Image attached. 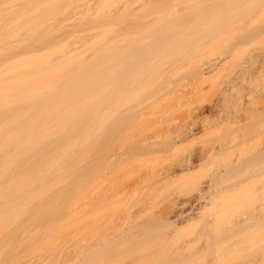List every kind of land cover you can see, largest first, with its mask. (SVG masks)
Wrapping results in <instances>:
<instances>
[{
  "label": "rangeland",
  "instance_id": "rangeland-1",
  "mask_svg": "<svg viewBox=\"0 0 264 264\" xmlns=\"http://www.w3.org/2000/svg\"><path fill=\"white\" fill-rule=\"evenodd\" d=\"M52 1L32 0L31 2V0H10L9 5L7 0V9L13 10L15 7L14 10L19 12V14L15 12V16L18 18H21L20 14H22L21 12L23 10V17L21 19L17 18V20L13 19L14 16H11L14 14V10L8 14V16H6L7 12L0 14L3 17V14H5L7 20L5 21L3 18L4 20L2 19L1 22L0 19V39H2V36L4 41H1L3 43L5 42V46L11 45L14 41L15 44H18L21 38L22 41L26 40L25 42L27 43V40H31V38L34 39L37 33V37L39 38L41 37L39 35H41V33L43 34L45 32L44 30L47 31V28H51L53 23H55L54 27L60 26L58 28H61L59 30L61 33L59 37L62 35L66 36L68 32L65 27L62 28L63 25H61V22L64 20L66 21V19L69 20L70 18L69 22L67 20V22L64 21L63 24L67 26L71 22L68 27H78L79 25L77 22H79L80 16L82 15L84 17L82 19L86 21L85 14H73L77 13L75 6L82 4L83 1L84 3L86 1L87 4L91 2L92 4L90 3L89 5L92 6L90 7H93L94 9H91L96 12L94 13L92 11L91 13L90 11V17L92 14H95L93 16L96 18H107L106 16L110 15L111 11H113L111 13L116 16H118L117 13H115L116 11L118 14L125 11L130 15L127 16L125 13L126 19L123 17L121 21L118 17V22H115L116 24L112 25V23H110V27L106 25L104 28H99L101 25H90L87 21L86 23L88 26L90 25L96 28L91 29V31H89L88 26L86 28L87 31L85 28H80V30H83L81 33H84V30L86 33L88 32L87 34H83V37L86 36L83 39L88 42V44H82L83 47L85 46L84 48L81 46L82 40L80 39L82 38H80L79 34L76 32L78 30H76V35L73 33V35L66 36L68 39L70 38V40L66 37L65 39L67 40H63L66 42H63L66 46L60 43L61 40L58 37L59 40L57 39L55 41L60 44L57 43L56 45V42L53 43V48L51 47L52 45H48L49 43L46 44L52 48V50H49L50 48L48 49L46 46L44 50L42 48L43 46L40 47L44 52L41 50V52L38 53L39 57L37 53L24 54V52H22L20 53L22 55L19 54L20 56L16 57L19 60L17 62L12 57L11 60L13 61L14 59V62L11 61L12 63L7 64V62H10L8 57V61H4L6 64L0 60V62L2 61L0 65H6L5 67H0V74L2 73V76L3 74L4 76L6 74L8 76H11V73L13 74V77L11 76L12 79L10 78L11 80L7 78L8 76L6 77L8 80L6 81L7 84L0 83V95L7 96L8 94L10 98V94L13 91L12 96L14 97L11 98H15V95H18L17 92L21 90L19 87H24L26 89L31 83L38 85L36 84V80L38 82L39 79H48V77H50L48 75L51 73L54 74L55 69H51V72L49 70V73H47V70L43 72L42 69L46 67V64H49L47 62L56 60L62 55L65 49L71 50L73 44L72 50L76 51V53H73H78V56L81 52L80 56L83 57V52L85 51L86 55L84 58L87 59L95 53L94 50L102 46V44L107 43V45L104 44L105 46L103 47L109 46L107 49H112L113 53L111 59L115 60L119 58V56H123L124 58L122 57V59L126 64L123 63L126 66L118 62L121 58L120 60L117 59L118 61L115 60L114 62L117 68L114 65L115 71L112 70L107 74V77H105V73V78H103L105 79L104 81L103 79L102 81L100 80L103 77L99 78V76H101L100 74L97 76L98 78L95 77L96 75L93 76L95 79L97 78L100 80V87L94 82L95 79L91 77L93 82L90 84L86 82L88 83H85L86 85L84 83L82 84L85 86L84 90L78 88V90L72 92L74 94L77 91L74 94V98L71 93L72 89L69 90L66 86L62 85L63 82L68 84V80L77 75L76 71L73 72V69L71 70L72 73H69L70 69L68 68V70L64 69L65 72L63 68H60L61 72L57 68V72L59 70L61 74L58 72V76L55 70L56 75L52 77L51 74L50 78V82L52 81L54 84L56 80V86L52 82L51 84L48 79V81L44 80L45 82L39 81V85L43 86L45 83L46 85L48 84V86L31 87V89H34H32V93H30L32 97L36 98L38 95L41 97L32 99L29 94L28 96H30L33 105L34 103L39 104L37 102H41L42 97L43 99L47 96L51 98L53 94L54 97H62L61 92V95L57 92L60 96L55 92L58 91L56 88L57 86L59 89H62L61 86H64L67 92L70 91L69 94H71V96L67 93V96H64L66 97L65 101H63L64 99L62 98L57 99L63 102L60 105L59 101L55 106L54 101L51 102L54 108L51 105L53 108L51 112L48 113L49 111H45L47 114H44L46 120L42 124V129L40 125L37 126V131H35L36 137L33 138V134L31 136L33 140H31L30 143L26 141L27 139H24L26 137L25 135L29 133L25 132L24 135H22L23 131L20 132V134L22 133L21 138L25 136L22 141H26L28 144L24 142V144H26V146L24 145L22 147V149H25L23 150L24 152L19 153L20 150H17L18 152L16 153L19 154H16L17 157H29L34 154V152L38 153L42 148L45 150L46 146L49 145L47 143L51 142L50 140L53 141L57 138L60 141L59 136L61 138L64 136L65 138L68 137V135L66 136L64 134L65 129L62 131L64 125L66 129H70L69 125H71V123L73 125H76L77 122L79 123L78 120H82L81 118L84 117V114L86 115L85 111L87 112V110L88 113L86 117L88 119L87 122L89 121L86 126L83 125L84 127L80 122L82 129L79 134H77L78 136L75 134L77 138L73 135L75 139L73 140L70 138V141L73 140V142L66 139L69 144L64 146V149L57 148L55 151H46L47 153L61 150L59 154H56V157L54 156L55 158L52 154H50L52 155L51 158L49 157L50 155L47 156L41 153L44 157H49L47 159L48 161L45 162L49 164V166H47L45 170H38L39 172L35 180L33 179L30 182L26 174V176L22 177H26L27 179L24 178V182V179H20L22 174H20L21 176L18 175L21 173V170L19 171L18 169L16 171L17 167H12L13 165H17H15L14 161L18 163L20 158L15 160V158L17 159L14 154L15 149H12L14 148V144L11 143L13 146H10L7 144V141H9L10 144L11 138H16L19 134H14L13 136V132H10L9 134L12 135V137H9L10 140L4 137L5 139L3 142L1 141L3 139L1 137L5 134H2V136L0 133V141L3 142V146L0 142V150L2 152V155H0L3 156H0V158L3 160L5 156L7 157L6 154L10 157H14L13 162V158H11L12 160L10 159L11 166H7V161L0 165V167L4 166V168H0V264H42L44 261L46 264H264V228L239 227L231 231L238 223L251 224L258 217L264 216V171H260L255 175L252 174V167L255 165H257L256 168L264 167V160L262 162L259 158V155L264 154V0H246L247 3H245V0H243L242 3L241 0H172V2L168 0L169 3L166 2L167 0H159L161 4H155L156 1H154V3L153 0H77L79 3L75 0H61L62 3L60 0L58 3L57 0ZM29 2L35 3H33L32 9V5L29 6ZM42 2L45 3L41 4ZM55 2L56 4L52 5ZM65 2H68L67 5ZM150 2L153 3L151 4ZM173 2L174 5H172ZM63 3L65 5H62ZM71 3L74 4L72 5L74 10ZM243 3L245 5H243ZM39 4L41 5L39 6ZM236 4L239 7H237ZM8 6H11V8ZM21 6L26 7L20 9L19 7ZM27 6L31 10L36 9L25 14V11H29L27 10ZM63 6L64 8L66 7V9H64ZM126 6L129 7L127 8ZM161 6H163V8ZM42 7L44 9H42ZM53 7L56 12L52 10ZM17 8L19 11H17ZM119 8L123 11H120ZM165 9L167 10L166 13H164L166 11ZM36 10H38V12ZM40 10L45 11L42 12ZM150 10H152V12ZM46 11H49L48 14ZM239 12H241V14H239ZM161 13H163V15H161ZM172 13L173 15H170ZM191 13L194 16H192L191 19H187L186 16ZM37 14L40 15V17H37ZM43 14L44 16H41ZM72 14L74 16H72ZM167 14H169L168 18H166ZM183 15H185V17ZM200 15L202 17L205 15L207 20L205 18L203 20ZM45 16L48 19L44 18ZM179 16H182L181 21L183 25L178 23L173 29L176 28L174 30L179 31L178 28H184L185 25L189 26L191 29L186 27L185 31H187L188 28L191 32V37H189V30L186 36L181 34L184 31L182 29H180L182 31L180 35L176 33L177 31L173 34V32H170L171 30H168L171 27L170 23L173 25L177 23L178 20L176 22H174V20ZM8 17H11L15 22L10 21L11 19L9 20ZM42 17L43 19L41 21L43 23L40 21ZM170 18L174 19L169 20ZM46 19L47 22L45 23L44 21H46ZM167 21L170 26H166V24L168 25ZM202 21H204L203 24ZM56 24L58 25L56 26ZM36 25L39 26L37 27ZM179 25L181 27H179ZM164 27H166L167 32L172 35L167 34L168 37L167 35L164 37V34H162L165 30ZM167 27L169 28L167 29ZM32 29L35 31L32 32ZM63 29L65 31H63ZM152 29H156L154 30L156 34ZM193 30H195V32ZM198 30L200 37H198L199 34L196 33ZM39 31H41V33ZM152 31L154 35L151 34ZM192 32L194 33V38L192 37ZM157 33H159V37L161 38L158 37ZM44 34L43 36L45 37ZM49 34L51 33L49 32ZM177 34L178 36H176ZM75 36L76 38H74ZM90 37L91 39H89ZM38 38L35 39L38 40ZM92 38L95 41H93ZM85 40L83 41L86 42ZM89 40H91V42H89ZM52 42H54V40ZM3 43H0V45L4 46ZM89 43L92 44L89 46ZM78 44L80 46H78ZM135 44L138 47L135 46ZM151 44H153V46L155 44V48L159 45L161 46L158 47L161 53L158 48L153 49L155 51L157 50V53H159L157 54L154 51L153 53H155V55L152 54L154 55L153 58H155L156 55L158 58L153 59V62L150 60V62L147 63V65L153 63L156 64V66L153 67L152 64L149 68L145 64H141V62L140 65L144 66L141 67L139 62L135 60L141 61L143 60H140L141 57L144 58L147 56H149L150 59L152 55L150 56V54H147L146 56L143 54L144 56H142V52L145 50L143 45H149L147 47L151 49ZM62 45L68 48L63 46L64 49ZM122 45H124L125 48L124 46L122 47ZM75 46L80 48V52ZM94 46H96V49H94ZM119 46H121L123 50ZM141 46L142 50H144L139 54L141 51L139 47ZM99 48L100 49L97 50L102 51L101 47ZM115 48H118L119 54L115 52ZM134 48H138V52L135 51L136 49ZM150 51L151 50H149L148 53H150ZM2 52L3 50L0 49V54H2ZM114 52L116 55H114ZM120 52H122V54ZM131 53L134 54L135 58ZM146 53L147 52H145V54ZM125 54L132 56L127 55L126 57ZM3 55H5V51ZM3 55L0 56L4 57ZM33 55H36V60ZM75 56L76 55H74V57ZM2 57H0V59ZM20 57H25L26 60H21ZM254 57L256 58L255 63H250V60ZM79 60L80 58L76 57L71 62L75 63ZM144 60H146V58ZM135 62H137V64ZM41 63L44 64V68L40 67L42 66ZM112 63L110 61L108 65L113 66ZM117 63L122 66H118ZM145 66L148 68H145ZM245 67L247 70L244 69ZM32 68H34L36 73H40L41 71L43 73L36 75ZM19 70L24 71V75H26L28 71L29 73L32 71L35 77H38L35 80L31 75L32 82L25 84L30 80V76L28 77L26 75L24 78V76H22L23 72H20L19 76ZM200 71L203 72L204 76L203 74L199 75ZM16 72L20 78H14ZM237 76H240V78H237L234 89L230 91V102H227L230 105H228L225 114H220V117L219 113L217 114V112L215 113L214 111L217 106L222 104L227 87ZM21 77L24 79H21ZM114 77L116 78L114 79ZM52 78L54 80H52ZM58 78L61 80L58 81ZM0 79L3 81L6 80L5 77L4 79L2 77ZM107 79L109 82H106ZM22 80L23 82H21ZM95 81L97 82V80ZM92 83H95L93 86L94 89L98 88L95 91L93 88L87 89L93 85ZM4 84H6V86ZM13 85L18 86V88L15 89V87H12ZM49 85L52 87L51 89L48 88L50 87ZM52 85L55 86L54 89ZM82 85L79 87H83ZM37 87L38 89L43 88L40 89L42 91H36ZM72 87L77 89V86H71L70 88ZM86 89L89 90V93L86 92ZM78 91H81V93L78 94ZM82 91H85L83 95ZM92 91L94 93L96 92L93 96ZM33 93H36V96H33ZM40 93H44L43 96L42 94L40 95ZM80 95H82V97ZM6 96L0 97V99H3V101L1 100L2 102L0 101V106L5 103L4 97L6 98ZM83 96L86 97V99ZM79 97L82 99L79 100ZM27 98L25 97V99ZM25 99H20L22 101L19 100V103L26 102ZM73 99L76 100L74 101ZM9 100L11 101V99ZM28 100L26 103H31L28 102ZM13 101L11 103H17V100ZM55 102L57 101L55 100ZM11 103L10 105L12 106ZM26 105L29 106L28 104ZM16 106H18V104ZM144 107L145 109L142 115H138L135 112L136 109L139 110ZM90 108L92 112L96 111L95 114L93 113L94 116L89 111ZM98 111V115H100L101 119H98V116H96ZM89 114L90 117L92 118L93 116L95 120L94 118L89 119ZM30 116H32V119H35L33 115ZM193 119L201 123L209 122L211 125L206 127L199 125L197 126L198 128L196 127L192 136L181 139L178 138L176 144L172 145L169 150L161 152L156 151V149L159 150L158 148H160V145L164 142L167 143V141L175 138L179 128L185 124H190ZM227 119L228 122L221 121ZM20 120L19 118V121H17L20 122ZM24 120V124H26L28 120L26 121V118ZM219 120L220 122L217 123ZM65 122L69 125L65 124ZM3 125H0V128H5L4 126L8 125L6 126L7 129V127H10L11 122L10 124ZM31 125L33 124L31 123ZM31 125L29 127L34 126ZM13 126H16V124H12L11 130H13ZM16 128L13 131L19 130L20 127ZM23 128L22 125L21 129ZM0 130L4 132V129ZM66 131L68 132V130ZM8 132L6 131V133ZM16 133L19 132L17 131ZM9 134L8 136H10ZM44 134L45 136H43ZM68 134L70 135V132ZM40 135L41 137H45V140L43 138L42 140ZM17 139L15 140L18 142ZM5 141L6 151H4ZM57 141L55 140L54 142ZM12 142H14V139H12ZM23 142L21 143L22 145ZM93 144L95 146H93ZM143 144L147 146L142 147L144 146ZM138 145H141L140 149ZM7 146H10L11 149H9V147L7 149ZM91 146H93V148ZM222 147H225V150L218 163L221 170L224 172L227 170L229 172L233 170L232 168H239L240 166V168H247V172L241 173V170L239 171L237 168L238 171H231L227 176L228 179H231L229 182L235 183L236 186L232 191L218 198L216 202L217 207L214 209L215 216L212 219L210 227H205L206 221L202 214L197 215L192 220L179 223L175 228L171 227L172 225L170 226L169 224L164 226V224L162 225L161 223L159 225V221L157 220V223L156 219L165 212L171 211L173 199L181 193L183 195V197L180 198L182 203L187 200H194L198 196L200 189L210 181L214 169L211 166H198V168H196V166L194 170L196 175L193 179L185 176L183 171L177 170L175 178L163 180L162 173L165 168L176 166L182 160L196 153L198 154L200 151L210 152L211 154L215 152L216 154L221 153ZM153 148L155 150H153ZM39 158L38 160H40ZM1 159L0 161L2 162ZM28 159L31 160L32 158ZM72 159H75L73 161V163H75H72L73 167H64L69 165ZM5 160H9V158L4 159V161ZM34 163L36 166L37 162ZM42 164L44 163H39L41 166ZM20 165L22 166L23 164ZM21 168L22 167H20V169ZM34 169H39V166L38 168L34 167ZM30 173L28 174L29 176ZM15 174L18 176V179ZM12 176L17 179L18 183H21L22 180L23 182L21 184H16V180L13 178L15 181L12 180V184L10 180ZM30 178L32 179V175ZM189 207L190 206L184 208L185 213L189 212ZM208 208L210 209L211 207L209 206ZM209 209L205 212L210 211ZM137 210H140L138 214L141 215L143 213L144 218L136 214L138 212ZM130 212L134 213L133 215L136 214L138 217L140 216L139 219L141 218L144 220V222L141 221V224H145L146 222L147 224L149 223L148 225L146 224L147 228H144L143 224L139 226L140 228L138 227L139 229H133L131 225L132 220L131 218L129 220L128 216ZM173 216L174 213L170 217L171 220L174 219ZM152 219H155V222ZM150 220L154 223H151ZM116 232L120 233L117 234L121 239L118 238L119 240L117 242L109 244V246L107 245L108 248H106L105 245L104 247L106 249L101 248L105 250L104 252H102L100 248V250H95L97 247L96 245L100 246V244L103 243L101 240L105 238V235L116 234ZM97 241H101V243H97ZM88 243L90 246L89 248L87 247ZM101 245L103 247V244ZM92 246H94V250ZM88 250L90 252L89 257ZM91 251L94 252L91 253ZM83 254L85 256H83Z\"/></svg>",
  "mask_w": 264,
  "mask_h": 264
},
{
  "label": "bare ground",
  "instance_id": "bare-ground-1",
  "mask_svg": "<svg viewBox=\"0 0 264 264\" xmlns=\"http://www.w3.org/2000/svg\"><path fill=\"white\" fill-rule=\"evenodd\" d=\"M9 1L10 0H8V3H9ZM45 1V0H44ZM47 1H49V0H47ZM52 1V0H51ZM54 1V0H53ZM52 1V2H53ZM65 1V0H64ZM67 1V0H66ZM76 2H78L79 3V1H77V0H75ZM81 1H83V0H81ZM89 1H92V0H89ZM154 1H156V3L154 2ZM166 1V0H165ZM171 2H172V0H170ZM178 1H181V0H178ZM193 1H196V0H193ZM198 1V0H197ZM31 2H32V0H31ZM39 2V1H38ZM59 2V0H57V3ZM60 2H61V0H60ZM153 2L155 3V4H161L160 2H159V0H158V3H157V0H153ZM153 2H150L151 4L153 3ZM166 2H168L169 3V1L167 0ZM165 2V3H166ZM177 2V1H176ZM243 2V0H241V3ZM30 3V2H29ZM34 3V2H33ZM33 3H30L29 4V6H31V9H32V7H33ZM43 3H45V2H42L41 4H43ZM62 3V2H61ZM60 3V4H61ZM66 3V5H67V3L68 2H65ZM75 3V2H74ZM77 3V4H78ZM86 3V4H85ZM85 3H84V1H83V3L82 4H84V5H82V4H78V6H75L76 7V9L75 10H77V13H73V14H76V15H81V14H85L86 15V21L84 20V19H82V18H84L83 17V15L82 16H80L79 18H80V20H79V22H77L78 23V27H74V26H70V27H68V25L69 24H71V22L67 25V26H65L64 24H63V22L65 21H63V22H61L62 24L61 25H63L62 26V28L63 27H65V29H66V31L68 32V34H66V36H68V35H73V33H74V35H76L75 34V31L76 30H78V31H76L78 34H79V36H80V38H82V39H80V40H85V39H83V38H85V37H83V34L84 33H86V31H87V23H89L90 25H94V26H99V25H101V26H99V28H101V27H105L106 25L108 26L109 25V27L111 26L110 25V23H112V25L113 24H116L115 22L118 20V19H120L121 21L123 20V17L125 18V13L127 14V16L128 15H130L129 13H127V12H125V11H123L122 9V11L123 12H121V14L119 13L118 14V12L116 11L115 13H117V15L118 16H116V15H114V14H112L111 12H113V11H111L110 12V15H108V16H106L107 18H105V17H103L102 19H100V18H96V17H94L93 15H95V14H92L91 15V17H90V15H89V13H90V11H91V13H92V9H94L93 7H90V6H92V5H89V4H87V2L85 1ZM93 3H95V2H93ZM98 3V2H97ZM102 3V2H101ZM132 3V2H131ZM145 3V2H144ZM240 3V4H241ZM245 3H247L246 2V0H245ZM35 4V3H34ZM38 4V3H37ZM41 4H39V6L41 5ZM54 4H56V2L55 3H53L52 5H54ZM60 4H58V5H60ZM76 4V5H77ZM92 4V3H91ZM126 4V3H125ZM147 4V3H146ZM148 4H149V2H148ZM162 4H163V1H162ZM167 4V3H166ZM226 4V3H225ZM239 4V5H240ZM6 5H8L7 4V0H0V14H2V13H6L7 12V15L6 16H8V14H10L13 10H14V8H13V10H8L7 9V7H6ZM9 5H10V3H9ZM28 5V4H27ZM48 5H49V3H48ZM57 5V6H58ZM62 5H65L64 3L62 4ZM61 5V6H62ZM72 5H74L73 3H71V6ZM145 5V4H144ZM150 5V4H149ZM165 5V4H164ZM163 5V6H164ZM172 5H174V2H173V4ZM243 5H245L244 3H243ZM35 6H37V5H35ZM35 6H34V8H35ZM56 6V5H55ZM70 6V5H69ZM68 6V7H69ZM70 6V7H71ZM94 6V5H93ZM134 6V5H133ZM146 6H148V5H146ZM155 6H157V5H155ZM163 6H161L162 8H163ZM236 6L237 7H239L237 4H236ZM240 6H242V5H240ZM9 7V6H8ZM24 7V6H23ZM23 7L21 6V7H19L20 9H23ZM26 7V6H25ZM24 7V8H25ZM59 7V6H58ZM85 7V8H84ZM127 7V6H126ZM129 7V6H128ZM127 7V8H128ZM149 7V6H148ZM151 7H152V5H151ZM233 7V6H232ZM9 8H11V6L9 7ZM40 8V7H39ZM63 8H64V6H63ZM72 8H73V10H74V7L72 6ZM71 8V9H72ZM92 8V9H91ZM123 8H124V6H123ZM147 8V7H146ZM150 8V7H149ZM148 8V9H149ZM170 8V7H169ZM242 8V7H241ZM31 9H29V7L27 6V10H29V11H25L26 13L25 14H28L29 12H32V11H34V10H31ZM42 9H44L43 7H42ZM59 9H61V8H59ZM64 9H66V7L64 8ZM70 9V10H71ZM82 9H84V10H82ZM141 9V8H140ZM159 9V8H158ZM233 9V8H232ZM247 9H248V7H247ZM26 10V9H25ZM31 10V11H30ZM47 10V9H46ZM48 10L50 11V9L48 8ZM52 10H55L54 9V7H53V9ZM62 10V9H61ZM73 10H72V12H73ZM99 10V9H98ZM116 10H118V9H116ZM119 10H120V8H119ZM120 10V11H121ZM130 10V9H129ZM144 10H145V8H144ZM163 10V9H162ZM166 10V9H165ZM244 10H246V9H244ZM17 11H19L18 10V8H17ZM37 12H38V10H36ZM40 11H42V10H40ZM45 11V10H44ZM44 11H42V12H44ZM49 11H46V13L48 14V12ZM69 11V10H68ZM95 11V10H94ZM93 11V12H94ZM115 11V10H114ZM133 11V10H132ZM136 11V10H135ZM134 11V12H135ZM151 12H152V10H150ZM156 11V10H155ZM159 11V10H158ZM188 11V10H187ZM14 12V14L11 16V17H13V19H16L17 20V18L18 17H16L15 16V14L17 13V14H19V12H16V10H14L13 11ZM16 12V13H15ZM28 12V13H27ZM54 12H56V10L54 11ZM63 12V11H62ZM67 12V11H66ZM71 12V11H70ZM69 12V13H70ZM75 12V11H74ZM129 12H131V11H129ZM157 12V11H156ZM156 12H154V13H156ZM163 12V11H162ZM167 12V10L164 12V13H166ZM173 12V11H172ZM234 12V11H233ZM237 12V11H236ZM242 12V11H241ZM241 12H239V14H241ZM22 14H20V16H21V18L23 17V10H22V12H21ZM94 13H96V12H94ZM132 13V12H131ZM153 13V14H154ZM171 13V12H170ZM184 13V12H183ZM188 13V12H187ZM190 13V12H189ZM40 14V13H39ZM50 14V13H49ZM61 14V13H60ZM67 14H68V12H67ZM72 14V16H74ZM180 14V13H179ZM178 14V15H179ZM182 14V13H181ZM237 14V13H236ZM4 15V17L2 16V15H0V19H1V22H2V19L4 18L5 19V21H7L6 20V17H5V14H3ZM46 15V14H45ZM51 15H52V13H51ZM54 15V14H53ZM59 15V14H58ZM69 15V14H68ZM76 15H75V17H76ZM133 15V14H132ZM161 15H163V13H161ZM169 14H167V16H166V18H168L169 16H168ZM170 15H173V13L172 14H170ZM187 15V14H186ZM235 15V14H234ZM10 16V15H9ZM17 16H19V15H17ZM40 17V15H38L37 14V17ZM41 16H44V14L43 15H41ZM56 16V15H55ZM62 16V15H61ZM71 16V15H70ZM69 16V17H70ZM71 16V17H72ZM89 16V17H88ZM137 16V15H136ZM157 16H158V14H157ZM177 16V15H176ZM184 17H185V15H183ZM192 16H194V15H192V13L190 14V15H188V16H186L187 17V19H191V17ZM201 16V15H200ZM200 16H199V18H200ZM2 17V18H1ZM11 17H8L9 18V20L11 19ZM58 17V16H57ZM64 17V16H63ZM90 19H88V18ZM119 17V18H118ZM173 17V16H172ZM181 17L182 16H179V17H177L176 18V20H174V22H176L177 20V23H175L174 25L172 24V23H170L171 24V27L169 28V27H167V29L168 30H171L170 32H173V34H174V32L175 31H177V30H174V29H176V28H174L173 29V27L174 26H176V24H180V25H183L182 23V21H181ZM202 17V16H201ZM7 18V19H8ZM20 17L18 18V19H21ZM44 18H47L46 16L44 17ZM68 18V17H67ZM74 18V17H73ZM118 18V19H117ZM122 18V19H121ZM160 18V17H159ZM204 18H205V15L202 17V19L204 20ZM3 19V20H4ZM13 19H11L10 21H13ZM43 19V17L40 19V21ZM48 19V18H47ZM47 19H46V21H44L45 23L47 22ZM50 19V18H49ZM54 19V18H53ZM53 19H51V20H53ZM72 19V18H71ZM77 19V18H76ZM76 19H75V21H76ZM82 19V20H81ZM126 19V18H125ZM134 19V18H133ZM157 19V18H156ZM171 19H174V18H170L169 20H171ZM180 19V20H179ZM184 19H186V18H184ZM184 19H182V20H184ZM206 19V18H205ZM35 20V19H34ZM39 20V19H38ZM67 20L68 19H66V21L65 22H67ZM78 20V19H77ZM119 20V21H120ZM128 20H130V19H128ZM158 20V19H157ZM200 20H201V18H200ZM207 20V19H206ZM61 21H62V19H61ZM70 21V18H69V20H68V22ZM84 21H85V23H84ZM88 21V22H87ZM125 21H127V20H125ZM131 21V20H130ZM199 21V20H198ZM13 22H15V21H13ZM42 22V21H41ZM49 22V21H48ZM55 22V21H54ZM58 22V21H57ZM60 22V21H59ZM87 22V23H86ZM118 22V21H117ZM156 22V21H155ZM168 22V21H167ZM203 22L204 21H202V24H203ZM206 22V21H205ZM38 23H39V21H38ZM43 23V22H42ZM42 23H40V24H42ZM50 23V22H49ZM73 23V22H72ZM77 23H75V24H77ZM107 23V24H106ZM121 23V22H120ZM150 23V22H149ZM149 23H148V25H149ZM157 23H158V21H157ZM161 23V22H160ZM198 23H201V22H198ZM2 24V23H1ZM39 24V25H40ZM54 24L55 23H53V25H52V27L51 28H47V31L46 30H44L45 32V37L43 36V34L41 33V31H39L40 33H41V35H39V36H41V37H43V38H41V37H37L38 36V33H37V35L35 36V38H38V40H36L34 37V39H32L31 38V35H30V38H31V40L30 39H28L27 40V43L25 42L26 40H21L20 39V41H18L17 43L18 44H15V41L13 42L14 43V45H13V43L10 45H8V46H5V42L3 43L2 41H4L3 40V37L1 36V38L2 39H0V43H3L4 44V46H2V45H0L1 46V48L0 49H2L3 50V52H2V54H0V55H3V53H4V51H5V55H3L4 57H2V56H0V57H2L0 60H2L3 62L5 61V62H7L8 61V59L10 60V62H7V64L8 63H12V62H14V59H15V61L17 62V61H19L18 60V58H16V57H18V56H20V55H22V54H20V53H22V52H24V54H36L37 53V56H38V53H40L41 52V50H42V48H43V50H44V47L46 46L48 49L50 48L49 46H51L53 43H55L56 45H57V43L58 44H60V43H62V44H64V43H66V42H64L63 40L65 39V37L66 36H61L62 37V39H61V37H59L60 36V32H59V30L61 29V28H58V27H60V26H57L58 24H56V26L57 27H54ZM67 24V23H66ZM103 24V25H102ZM105 24V25H104ZM39 25H36L37 27L39 26ZM46 25V24H45ZM60 25V24H59ZM88 26V28H89V31H91V29H94V28H96V27H93V26ZM173 25V26H172ZM179 25V27H181ZM201 25V24H200ZM35 26V27H36ZM51 26V25H50ZM85 26V27H84ZM153 26V25H152ZM157 26H159V25H157ZM163 26H165V25H163ZM166 26H170L169 25V22H168V25L166 24ZM178 26V25H177ZM34 27V28H35ZM66 27H68V28H66ZM155 27V26H154ZM182 27H184V26H182ZM186 27H188L189 29H191L189 26H186L185 25V27L184 28H178L179 29V31H177L176 33H179V35H180V33L182 32L180 29H182V30H184L181 34H183L184 36H186V34H187V32H188V28H187V31H185V28ZM54 28V29H53ZM80 28H85L86 29V31L84 30V33H81L83 30H80ZM161 28V27H160ZM165 28V30H166V27H164ZM46 29V28H45ZM98 29V28H97ZM147 29V28H146ZM148 29H150V28H148ZM157 29H159V28H157ZM172 29H173V31H172ZM31 30V29H30ZM29 30V31H30ZM151 30V29H150ZM153 31L154 30H156V29H152ZM164 30V29H163ZM165 30H164V32H162V34H164V37H165V35H167V34H171V33H169V32H167V30H166V32H165ZM35 30H33L32 29V32H34ZM43 31V30H42ZM63 31H65L64 29H63ZM80 31V32H79ZM94 31V30H93ZM92 31V32H93ZM97 31V30H96ZM95 31V32H96ZM107 31V30H106ZM153 31H152V33L151 34H153ZM194 32H195V30H193ZM49 32L51 33V34H49ZM98 32V31H97ZM96 32V33H97ZM157 32V31H156ZM186 32V33H185ZM256 32V31H255ZM30 33V32H29ZM48 33V34H47ZM58 33H59V35H58ZM62 33H64V32H62ZM88 33V32H87ZM86 33V34H87ZM154 33H155V31H154ZM191 32H190V30H189V37H191V34H190ZM193 33V32H192ZM196 33H198L199 34V30H198V32L196 31ZM258 33V32H257ZM34 34V33H33ZM65 34V33H64ZM80 34H82V35H80ZM93 34H95V33H93ZM156 34V33H155ZM158 34V37H159V33H157ZM161 34V33H160ZM197 34V35H198ZM252 34H255V33H252ZM35 35V34H34ZM89 35H91V34H89ZM154 35V34H153ZM172 35V34H171ZM82 36V37H81ZM88 36V35H87ZM176 36H178V34L176 35ZM188 36V35H187ZM251 36V35H250ZM249 36V37H250ZM255 36V35H254ZM60 38V43L59 42H57V41H55V40H59V38ZM70 37V36H69ZM73 37V36H72ZM71 37V38H72ZM92 37V36H91ZM91 37L89 38V39H91ZM167 37H168V35H167ZM166 37V38H167ZM172 37H174V36H172ZM192 37L194 38V33L192 34ZM198 37H200V34L198 35ZM201 37H203V36H201ZM252 37V36H251ZM67 38V37H66ZM74 38H76V36L74 37ZM73 38V39H74ZM97 38V37H96ZM95 38V39H96ZM159 38H161V37H159ZM170 38V37H169ZM168 38V39H169ZM26 39V38H25ZM41 41H40V40ZM44 39V40H43ZM68 39V38H67ZM67 39H65V40H67ZM78 39V38H77ZM158 39V38H157ZM162 39H164V38H162ZM2 40V41H1ZM29 40H30V42H29ZM54 40V42H52ZM68 40H70V38L68 39ZM92 40L93 41H95L93 38H92ZM159 40V39H158ZM82 41H81V46H82V44H88V42L86 43V42H84L83 41V43H82ZM160 41H161V39H160ZM159 41V42H160ZM64 42V43H63ZM76 42V41H75ZM80 42V41H79ZM89 42H91V40H89ZM9 43V42H8ZM49 43V44H48ZM67 43H70V42H67ZM74 43V42H73ZM73 43H71V44H73ZM7 44V43H6ZM46 44H48L49 46H47ZM75 44H77V43H75ZM92 44V43H91ZM90 43H89V46L91 45ZM105 44V43H104ZM104 44H102V46H99V47H101V50L102 51H98L97 49H100L98 46V48L96 49L95 47L96 46H94V49H96V50H94L95 51V53H93V55L92 56H90L89 58H87V59H85L84 57H85V51L83 52V50H82V52L84 53V56L83 57H81L80 55V48H78V46H80L79 44H78V46L76 47V48H78L77 50L80 52L79 53V55L77 56V54H74V53H76V51L75 50H72L73 48V45H72V47H71V50H66L65 48H68V47H65L64 45H62V48H64L65 50H64V52H63V54L62 55H60L56 60H53V61H50L51 62V64H50V62H47V63H49V64H46V67H47V69H46V67L44 68L43 66H44V64H42V66H40L41 68H44V69H42L43 70V72L44 71H46L47 70V73H49L48 71L50 70V72H51V69H59L60 70V72H61V69L60 68H63V70L64 69H70L69 70V73L71 72L72 73V69H73V72H75L76 71V73H77V75L74 77V78H71V79H69L68 81H69V83L67 84L66 82H63L62 83V85H64V86H66L67 87V89H69V90H71L72 89V91H71V93L73 92V91H75V90H78V88H82V90H84L85 89V86L84 85H82L83 83L85 84L86 82H88L89 84L91 83V82H93L92 81V78H94L93 76H95V77H97L99 74L101 75V76H99V78L100 77H102L100 80L102 81V79L103 78H105V77H107V74L108 73H110L112 70L113 71H115V69H114V67L116 66V64H115V60L116 61H118L117 59H119L120 60V58H121V60L120 61H118L119 63H123L124 62V60L122 59V57L121 56H119V58H117V59H111V55H112V53H113V51H112V49H107V48H109V46L107 47H103V46H105V45H107V43L104 45ZM155 44H157V43H155ZM155 44H154V46H153V44H151L150 46H152L151 47V49H150V47H147V46H149V45H147V46H145V45H143V48L145 47V50H147V51H145L144 49V51L142 50V46L141 47H139V49L141 50H139L140 51V53L139 54H141V52H142V56H144V55H146L147 56V54H150V56L152 55V54H154L155 55V53H157V50L155 51V50H153V49H156V48H158V47H156L155 48ZM110 45V44H109ZM113 45V44H112ZM131 45H133V44H131ZM43 46V47H42ZM64 46V47H63ZM67 46H69V45H67ZM87 46V45H86ZM89 46H87V47H89ZM124 45H122V47H123ZM127 46V45H126ZM135 46H137L136 44H135ZM40 47H42V48H40ZM46 47H45V49H46ZM52 48L54 47V45H52L51 46ZM56 47V46H55ZM83 47V46H82ZM85 47V46H84ZM83 47V48H84ZM119 47H121V46H119ZM122 47H121V49H122ZM133 47V46H132ZM138 47V46H137ZM154 47V48H153ZM161 47V46H160ZM52 48H50L49 50H52ZM75 48V49H76ZM103 48V49H102ZM104 48H106V49H104ZM113 48V47H112ZM124 48H125V46H124ZM147 48V49H146ZM40 49V50H39ZM48 49H47V51H48ZM69 49H70V47H69ZM82 49V48H81ZM116 49V48H115ZM118 49V48H117ZM116 49V53L119 51V50H117ZM120 49V50H121ZM128 49V48H127ZM130 49V48H129ZM134 49H136V48H134ZM138 49V48H137ZM135 50V51H137L138 52V50ZM159 49V52H160V48H158ZM42 50V52H44ZM88 50V49H87ZM93 50V49H92ZM123 50V49H122ZM131 50V49H130ZM149 50H151L150 51V53H148L149 52ZM46 51V50H45ZM62 51H63V49H62ZM89 51V50H88ZM132 51V50H131ZM155 51V53H153ZM74 52V53H73ZM115 52H114V55H116L115 54ZM123 52V51H122ZM122 52H120L121 54H122ZM145 52H147L146 54H145ZM62 53V52H61ZM87 53V52H86ZM161 53V52H160ZM20 54V55H19ZM76 55L75 57H74V55ZM118 54H119V52H118ZM131 54H133V53H131ZM138 54V55H139ZM144 54V55H143ZM157 54H159V53H157ZM40 55V54H39ZM128 56H132V55H129V54H127ZM127 55L125 54V56L127 57ZM154 55H152L151 57H150V59H149V56H147V57H141L140 58V60L141 59H143V60H141V61H139V60H135V61H138L139 62V65H140V63L141 64H145L146 66H148L149 68H150V66H152V64L153 63H151V65L150 64H148L147 65V63L148 62H150V60H151V62H153L152 60L153 59H156V58H158L157 57V55L155 56V58H153V56ZM34 56V58H35V60H36V58L37 57H35L36 55H33ZM133 56H134V54H133ZM141 56V55H140ZM159 56V55H158ZM7 57H8V59H7ZM14 58L13 59V61L11 60L12 58ZM22 57V56H21ZM20 57V59L22 60V59H25V57L24 58H21ZM39 57V56H38ZM80 58V60L78 61V62H75V63H73V62H71L72 60H74V58ZM258 57H260V56H258ZM257 57V58H258ZM263 57H264V54H263ZM124 58V57H123ZM134 58H135V56H134ZM146 58V60H148V61H146V60H144ZM17 59V60H16ZM31 59V58H30ZM33 59V58H32ZM20 60V61H21ZM26 60V59H25ZM255 60H256V58L254 57V58H252L251 60H250V63H255ZM258 60V59H257ZM2 61L0 62L1 64H2ZM12 61V62H11ZM111 61V63L112 62H114V63H112V65L113 66H109L108 65V63ZM122 61V62H121ZM145 61V62H144ZM4 62V63H5ZM125 63V62H124ZM122 64L123 66L126 64ZM136 64H137V62H135ZM134 63V64H135ZM6 64V63H5ZM118 64V63H117ZM136 64H135V66H136ZM115 65V66H114ZM122 65H119L118 64V66H122ZM139 65H137V66H139ZM2 66L3 67H5L6 65H0V67L2 68ZM25 66H27V65H25ZM30 66V65H29ZM76 66V67H75ZM126 66V65H125ZM141 66V65H140ZM145 66V68H148V67H146ZM156 66V64H153V67H155ZM141 67H144V66H141ZM152 67V68H153ZM1 68H0V70H1ZM28 68V67H27ZM116 68H117V66H116ZM29 69V68H28ZM28 69H26V70H28ZM33 69V71H34V68H32ZM67 69V70H68ZM244 69H246V67L244 68ZM29 70H31V69H29ZM55 70H54V74H52V77H53V75H56L58 72H59V70H58V72H57V70H56V74H55ZM247 70V69H246ZM203 71V70H202ZM202 71H200V73H199V75L201 74H203V72ZM245 71V70H244ZM243 71V72H244ZM20 72H23V74H22V76H24V78H25V76L27 75L28 77L30 76V80H28L25 84H28V83H31L32 82V79H31V75H32V77H34L35 78V80H36V78L38 77H35V74H34V72H32L31 71V73H33V74H31V73H29V71H28V73L26 74V75H24V71H22V70H19V76H20ZM27 72V71H26ZM40 72V71H39ZM42 71L40 72V73H36V75L38 74H41V73H43ZM59 72V73H60ZM64 72H65V70H64ZM205 72V71H204ZM247 72V71H246ZM4 73V72H3ZM106 73V74H105ZM113 73V72H112ZM18 74H17V72H16V76H14V78H18L19 76H18ZM51 74H49L48 76H50V77H48V79H49V82H50V78H51ZM61 74V73H60ZM62 74H63V72H62ZM65 74V73H64ZM104 74H105V77H104ZM13 74L11 73V76H12ZM34 75V76H33ZM58 75V74H57ZM8 75L6 74L5 76H4V74H3V76H2V73L0 74V78L2 77L3 79H4V77H5V79L6 80H1L0 79V83H6V81H8L7 80V78H9V80H11L12 78H11V76H8ZM59 76V75H58ZM62 76H64V75H62ZM203 76H204V74H203ZM7 77V78H6ZM13 77V76H12ZM55 77V76H54ZM92 77V78H91ZM11 78V79H10ZM20 78V77H19ZM23 77H21V79H24ZM27 78V77H26ZM34 78H33V80H34ZM40 78V77H39ZM60 78V77H59ZM57 79L58 81H60L61 79H62V77H61V79ZM91 78V79H90ZM98 78V77H97ZM95 79V80H97V82L94 80V82L95 83H97L98 85L97 86H99L100 87V80L99 79ZM111 78V77H110ZM113 78V77H112ZM116 77H114V79H115ZM237 78H240V76H237L236 77V79H234L230 84H229V86L227 87V89H226V91H225V94H224V96H223V102H222V104L221 105H219V106H217L216 107V110L214 111L215 113L217 112V114L219 113V115L220 114H225V112H226V109H227V107H228V105H230L229 103H227V102H230L229 100H230V91H232L233 89H234V87H235V84H236V80H237ZM20 79V80H21ZM44 80H47L48 81V79L47 78H43ZM108 79H109V77H108ZM108 79L106 80V82H109L108 81ZM18 80V79H17ZM42 81V82H45L44 80H42V79H39V81ZM52 80H54L53 78H52ZM98 80H99V83H98ZM105 79H103V81H104ZM3 81V82H2ZM16 81V80H15ZM24 81H26V80H24ZM30 81V82H29ZM37 82V80H36V84H38V85H35V84H33V83H31V84H29L27 87H28V89H27V87H26V89L24 88V87H19V88H21V90H20V92L18 91H16L17 93H18V95H15L16 97L15 98H11V97H14V96H12V93H13V91H12V93L10 94V98H9V96H8V94H7V96L6 95H0V97L1 96H6V98L4 97V104L3 105H1L0 106V125H6V124H10V122H11V125H10V127H7V129H6V126H8V125H6V126H4L5 128H0V129H4V132H2L1 130H0V133H1V135L2 134H5L3 137H1V138H3L1 141H3L5 138H8L9 140H10V138L9 137H12V135L14 136V134H19L16 138H11V142H10V144H9V141H7L8 143V145H10V146H13V145H11V143H13L14 144V148H12L14 151H15V155L17 154V155H19L18 153H16V152H18L17 150L19 149L20 151H21V149H22V147L25 145L26 146V144H28L26 141H28L29 143H30V141L31 140H33L32 139V135L34 134V137L33 138H35L36 136V132L35 131H37V126L38 125H40L41 126V129H42V124L45 122V115L44 114H47L45 111L47 110V112L48 113H50L51 112V110L54 108V106L56 105V104H58V101H59V105L61 104V103H63V102H61V100H57V99H64L63 101H65L66 99V97H64V96H67V93L69 94L70 93V91L69 92H67L66 90V88L64 87V86H61L62 87V89L60 88H58V86L56 87L57 89H58V91H55L56 93L57 92H59V94H60V92H61V96L62 97H59V98H57L56 96V98L54 97H52L51 95V98H49V96H47V97H45V99H43V97H42V99H41V102L39 101V102H37V103H39V104H35L34 103V105H33V102H31V99H30V96H31V98L33 99V98H35V97H32V94H30V93H32V89L33 88H35V87H33V86H40V87H45V86H48V84L46 85L45 83H44V85L42 84V82H41V84L43 85V86H41V85H39V83L40 82ZM57 81V82H58ZM65 81H67V80H65ZM12 82V81H11ZM21 82H23V80L21 81ZM21 82H20V84H21ZM52 82V81H51ZM50 82V83H51ZM105 82V83H106ZM34 83H35V81H34ZM49 83V84H50ZM53 84H54V82H52ZM51 83V84H52ZM88 83H86V84H88ZM95 83H92L90 86L91 87H89V88H87V89H90V88H93V90L95 91L96 89H98V88H96V85H95V88L96 89H94V84ZM7 84V83H6ZM6 84H4L5 86H6ZM23 84V83H22ZM24 84V85H25ZM50 84V85H51ZM55 84L57 85V83H56V80H55ZM54 84V85H55ZM66 84V85H65ZM85 84V85H86ZM100 84V85H99ZM104 84V83H103ZM1 85V84H0ZM31 85V86H30ZM49 85V86H50ZM54 85H52L53 86V89L55 88V86ZM61 85V84H60ZM59 85V86H60ZM80 85H82L83 87H79ZM11 86V85H10ZM10 86H8V87H10ZM30 86V87H29ZM71 86H77V89L75 88H70ZM2 87H4V86H2ZM12 87H15V89L16 88H18V86H15V85H13ZM31 87H33L32 89H31ZM69 87V88H68ZM5 88H7V87H5ZM22 88H24V89H22ZM49 89H51L52 87L50 86V87H48ZM40 89H43V88H39L38 89V87H37V89H36V91H39ZM74 89V90H73ZM79 89V90H80ZM86 89V90H87ZM100 89V88H99ZM34 90V89H33ZM45 90H46V88H45ZM56 90V89H55ZM60 90H65V91H60ZM42 90H40L39 92H41ZM47 91V90H46ZM49 91V90H48ZM54 91V90H53ZM35 92V91H34ZM65 93V94H63V93ZM77 92V91H76ZM75 92V93H76ZM83 92V91H82ZM85 92V91H84ZM84 92L82 93V95L84 94ZM86 92H88L89 93V90H87ZM93 92V91H92ZM51 93H52V91H51ZM74 93V94H75ZM79 93H81V91L79 92L78 91V94ZM88 93H86V94H88ZM96 93V92H95ZM94 92H93V94H92V96L95 94ZM30 94V96H28ZM36 94V93H35ZM34 93H33V96L35 95ZM42 94V96H43V94L44 93H40V95ZM58 94V93H57ZM58 94V96H60ZM73 94V93H72ZM73 94V98H74V95ZM78 94H76V95H78ZM90 94V95H91ZM38 95V94H37ZM82 95H80L81 97H82ZM36 96V95H35ZM69 96H71V94H69ZM68 96V97H69ZM8 97V98H7ZM25 97L27 98H29V100H28V98L27 99H25ZM39 97V95L38 96H36V98H38ZM68 97H67V99H68ZM77 97V96H76ZM84 97V96H83ZM91 97V96H90ZM35 98V99H36ZM39 98H41V97H39ZM80 98V97H79ZM85 99H86V97H84ZM89 98V97H88ZM87 98V99H88ZM92 98V97H91ZM8 99V100H7ZM9 99H11V101L9 100ZM20 99H25V101L27 102V100H28V102H31V103H26V102H22V103H19V100ZM53 99V100H52ZM82 98H80L79 100H81ZM3 101V99L1 98L0 99V101ZM15 101V100H17L16 102V104H13V103H11L12 101ZM55 100L57 101V102H55ZM74 100V99H73ZM76 100V99H75ZM74 100V101H75ZM78 100V101H79ZM1 101V102H2ZM10 101V102H9ZM13 101V102H14ZM20 101H22V100H20ZM52 101H54V106L52 105L53 103H51ZM70 101V100H69ZM71 101H72V98H71ZM74 101H73V103H74ZM77 101V102H78ZM10 103L12 104V106L10 105ZM72 103V102H71ZM18 104V106H16ZM20 104H22V105H20ZM25 104V105H24ZM26 104H28L29 106H27ZM24 105V106H23ZM50 105V106H49ZM51 105H52V107H51ZM48 108H49V110H48ZM144 109H145V107L144 108H140L139 110H135V112L139 115H142V113H143V111H144ZM93 110V109H92ZM89 111L93 114H95V112L93 111H91V108L89 109ZM89 112V113H90ZM85 113H86V115H87V113H88V110H87V112L85 111ZM98 113H99V111L96 113V116H98L97 118L98 119H101V117H100V115H98ZM21 114V115H20ZM22 114H23V116H22ZM25 114H26V116H25ZM28 114H30V115H33V117H35V119L33 118L32 119V116H30V115H28ZM94 114H93V116H94ZM86 115L84 114V117L83 118H81L82 120L80 121V119L78 120L79 121V123L77 122L76 123V125H73L72 123H71V125H69L68 123H66L65 122V124H68L70 127V129H66V126L64 125V128H62V131H63V129H65V132H64V134L67 136L68 135V137H66L65 138V136L63 135V134H61L62 136H64V137H60L59 136V138H60V141L56 138L55 140L57 141V142H54L55 140H50L51 142L49 143H47V144H49L48 146H46V148H45V150H43V148H42V150H39L38 151V153H35L34 152V154H32L31 156H29V157H24V158H20V157H17V155H16V157H17V159L15 158V160H18L19 158L21 159H19L18 160V163H17V161H14V157H10L8 154H6L7 155V157L6 158H9V160H5L4 161V159H6L5 157L3 158V160H2V162L0 161V165H1V163H5L6 161L8 162L7 164V166H11V158H13V160H12V162L14 161V163H15V165L17 164H19L18 166L16 165V166H12V167H17L16 168V171L19 169V171L21 170V173H19L18 175H20V174H22V176H21V178H20V176H19V178L20 179H26V177H28V180L31 182L33 179L35 180L36 179V177H37V173L41 170H45V169H47V166H49V164H46L45 162L46 161H48L47 159L49 158V157H51L52 155H53V157L55 156L56 157V154L58 153L59 154V152H61V150L60 151H58V152H47V153H49V154H47L46 153V151H55V150H57V148H60V149H64L65 147L64 146H67V144H69V142H68V140L70 141V138L71 139H75V138H77V134H79V132L81 131V129H82V126L83 125H87L88 124V122H87V117H86ZM218 115V116H219ZM23 118H22V117ZM89 117V119L91 118L90 117V114L88 115ZM92 116V118L91 119H93L94 117ZM21 119L20 120V122H18L19 121V118ZM26 118V121H27V123L29 124H24L25 123V118ZM220 117H221V115H220ZM28 118V119H27ZM31 118V119H30ZM84 118H85V121H84ZM30 119V120H29ZM67 119V118H66ZM3 120H5V121H2ZM18 120V121H17ZM24 120V121H23ZM34 122H33V121ZM94 120H95V118H94ZM97 120V119H96ZM13 121H15V122H13ZM21 121H22V123H21ZM63 121V120H62ZM66 121V120H65ZM222 122H228V119L227 120H221ZM75 122V121H74ZM73 122V123H74ZM82 123V126L80 125L81 123ZM220 122V120L217 122V123H219ZM3 123V124H2ZM6 123V124H5ZM31 123L34 125H31ZM35 123V124H34ZM86 123V124H85ZM12 124H16V126H13V130L17 127V128H19V130H15V131H13V130H11V126H12ZM62 124H63V122H62ZM19 127H18V126ZM22 125H23V129H21L22 128ZM25 125V126H24ZM33 126V127H29V126ZM67 125V126H68ZM72 125H73V127H72ZM199 125H202V127L204 126V127H206V126H209V125H211L209 122H205V123H201V122H198V121H196V120H194L193 119V121L189 124H185L184 126H182L181 128H179V131H177L176 132V137L175 138H173V139H171V140H169V141H167V143H163L162 145H160V148H158L159 150H157L156 149V151H159V152H161V151H166V150H169L170 149V147L172 146V145H175L176 144V140L178 139V138H187V137H190V136H192L193 134H194V132H195V130H196V127L197 126H199ZM30 128H28V127ZM59 126H60V124H59ZM63 126V125H62ZM25 127H26V131H25ZM84 127V126H83ZM16 128V129H17ZM43 128H44V126H43ZM61 128V127H60ZM198 128V127H197ZM6 129V130H5ZM9 129V130H8ZM45 129V128H44ZM30 130V131H29ZM66 130H68V132L66 131ZM6 131L8 132V133H6ZM19 132V133H16V132ZM21 131H23L21 134L22 135H24V133L26 132V133H29V134H27V135H25V136H23L22 138H21V134H20V132ZM10 132H13V134L11 135V134H9ZM46 132V131H45ZM70 132V135L72 136H70L68 133ZM43 133V132H42ZM8 134L10 135V136H8ZM40 134V133H39ZM77 136H76V135ZM93 134V133H92ZM48 135V134H47ZM73 135L75 136V138L73 137ZM8 136V137H7ZM43 136H45V134L43 135ZM41 137V135H40V137H41V139L43 138L44 140H45V137ZM93 136V135H92ZM91 136V137H92ZM5 137V138H4ZM20 137V138H19ZM25 137V138H24ZM30 137V138H29ZM17 138H19V139H17ZM23 138L26 140V141H24L26 144H24V142L22 141L23 140ZM65 138V139H64ZM12 139H14V142L16 141L15 139H17L18 140V142L16 141L15 143L14 142H12ZM30 139V140H29ZM42 139V140H43ZM64 139V140H63ZM66 139H68V140H66ZM73 140H71L72 142H73ZM0 141V142H1ZM6 141H5V146H4V151H6L5 149H6ZM64 141H65V143H64ZM70 141V142H71ZM4 142V141H3ZM3 142H1V144L3 143ZM23 142V145L21 144ZM67 142V143H66ZM75 142V141H74ZM0 144V145H1ZM17 144H18V146H17ZM95 144V143H94ZM93 144V146H95ZM144 146H142V147H145V146H147V145H145V144H143ZM2 146H3V144H2ZM10 146H7V149H8V147H9V149H11V147ZM93 146H91L92 148H93ZM141 146V145H140ZM140 146L138 145V148L140 149ZM151 146V145H150ZM17 147V148H16ZM19 147V148H18ZM42 147H43V145H42ZM64 147V148H63ZM141 147V148H142ZM153 147V146H152ZM159 147V146H158ZM161 147H163V148H161ZM174 147V146H173ZM3 148V147H2ZM68 148V147H67ZM155 148V147H154ZM153 148V150H155ZM156 148H157V146H156ZM152 149V148H151ZM161 149V150H160ZM23 150H25L24 148L22 149V151L20 152L19 151V153H22V152H24ZM225 150V147H222L221 148V153H217L216 154V152L213 154H211L210 152V154L209 153H207V152H204V151H200L198 154L196 153L195 155H191V156H189V157H187L186 159H184V160H182L180 163H178L176 166H169V167H167V168H165V170L163 171V173H162V179L164 180V179H166V180H171L172 178H175L176 177V175H175V173H176V171L177 170H181V171H183V173L185 174V176H188L190 179H193L194 178V176L196 175L195 174V172H194V170L196 169V168H198V166L199 167H204V166H211L212 168H214L213 169V173H212V176H211V179H210V181L205 185V186H203V188L202 189H200V192H199V194H198V196L194 199V200H187L186 202H181L180 201V198L181 197H183V195L180 193V194H178V196L177 197H175L174 199H173V201H172V204H171V206H172V208H171V211H168L167 213L165 212L163 215H161L158 219H156V222H157V220L159 221V225L162 223V225L164 224V226L165 225H167V224H169L171 227H173V228H175L179 223H181V222H183V221H189V220H192V219H194L197 215H203V217H204V220L206 221L205 222V227L206 228H209L210 227V225H211V223H212V219H213V217L215 216L214 215V209L217 207V205H216V202H217V200H218V198L221 196V195H223V194H225V193H227V192H229V191H232L233 189H234V187L236 186V184L235 183H233V182H229L231 179H228L227 178V176L231 173V171L233 172V171H240L241 173H246L247 172V168H240V166H239V168L238 167H235V168H232L233 170H231V171H222L221 170V168L219 167V165H218V163H219V159H221L220 157H221V155L222 154H224L223 153V151ZM3 151V150H2ZM41 151V152H40ZM43 151V152H42ZM64 151V150H63ZM39 152H40V154H39ZM4 153V152H3ZM41 153L44 155V154H46L47 156H49L50 154H52V155H50L48 158H46V157H44L43 155H41ZM54 153V154H53ZM0 154L2 155V152H1V150H0ZM41 155V156H39V155ZM0 155V156H1ZM14 155V156H15ZM36 155H38V156H35ZM11 156H13V155H11ZM42 156H43V159L42 160H44L45 158V160L44 161H42L41 160V158H42ZM1 157H3V156H1ZM35 159H34V158ZM40 159V160H38V158ZM54 157V158H55ZM28 158H32L31 160H29ZM52 158V157H51ZM259 158L261 159V161L263 162V160H264V154H261V155H259ZM11 159V160H10ZM23 160H26V161H23ZM27 160H29V161H27ZM38 160V161H37ZM75 159H72L71 160V162H70V164L69 165H66V166H64V167H70V166H72L73 167V164L75 163H73V161H74ZM41 161V162H40ZM51 161V160H50ZM23 162V163H22ZM25 162V163H24ZM34 162H37L36 163V166L34 165L35 163ZM44 163V164H42V166L41 165H39V163ZM10 163V164H9ZM28 163H31V164H28ZM73 163V164H72ZM20 164H23L22 166L20 165ZM28 166H27V165ZM25 165V166H24ZM29 165H32V166H29ZM39 166V169H36L37 170V172H36V170L34 169V167L35 168H38V166ZM46 165V166H45ZM5 166H6V164H5ZM197 166V167H196ZM256 166L257 165H255L254 167H252V174L253 175H255V174H257V173H259L260 171H264V167L263 168H256ZM2 168H4V166H1ZM0 167V168H1ZM20 167H22V168H24V169H20ZM26 167H28V168H26ZM32 167V168H31ZM46 167V168H45ZM196 167V168H195ZM9 168V167H8ZM26 168V169H25ZM41 168V169H40ZM237 168H238V170H237ZM256 168V169H255ZM31 169H33V170H35V171H33V170H31ZM28 170H29V173L30 172H32V173H30V176L28 175L29 173H28ZM31 170V171H30ZM39 170V171H38ZM13 171H15V170H13ZM24 172V173H23ZM26 172V173H25ZM35 172V173H34ZM15 173V172H14ZM13 174V173H12ZM26 174H27V176H26ZM31 175H32V179L30 178L31 177ZM33 175H34V178H33ZM14 176V175H13ZM11 177V182H12V180H13V178L14 177ZM15 176H16V174H15ZM23 176H26V177H24V178H22ZM16 178L18 179V176H16ZM15 179V178H14ZM17 179H15L16 180V184L18 183L17 182ZM19 179V180H20ZM25 179H24V182H25ZM15 180H13V181H15ZM18 180V181H19ZM27 180V179H26ZM21 181V180H20ZM37 181V180H36ZM35 181V182H36ZM23 182V180L21 181V183ZM27 182V181H26ZM229 182V183H228ZM20 182L18 183V184H21ZM12 184H13V182H12ZM137 191H139L138 189H136ZM136 190H135V192H136ZM187 206H190L189 208V212H187V213H185V211H184V208L185 207H187ZM211 207L210 209L208 208V207ZM142 208V207H141ZM145 208V207H144ZM210 210V211H208V212H205V211H207V210ZM131 211V210H130ZM138 211V210H137ZM170 212V213H169ZM132 212H130L129 214L130 215H128L129 216V220H130V218H131V220H132V223H131V225H132V227H133V229L135 228V229H137L139 226H142L144 223H142L141 224V221H143L144 222V220H142L141 218L139 219V217L140 216H143V213L140 215V214H138V213H140V210L136 213L137 215H140L139 217L135 214V215H133L134 213H132ZM174 213V219H172L171 220V215ZM133 215V216H132ZM172 217V218H173ZM127 218V217H126ZM126 218H125V220H126ZM143 218H144V216H143ZM139 219V220H138ZM154 219V220H155ZM153 220V219H152ZM153 220V221H154ZM152 221V222H153ZM146 222V221H145ZM150 222H151V220H150ZM151 222V223H152ZM155 222V221H154ZM153 222V223H154ZM158 223V222H157ZM147 222L143 225L144 226V228L146 227L147 228V225L149 224H147ZM161 225V226H162ZM168 225V226H169ZM239 227H247V228H254V227H257V228H264V216H260V217H258L257 219H255V221L254 222H252L251 224L250 223H246V224H244V223H238V224H236L233 228H232V230L231 231H233L234 229H237V228H239ZM140 228V227H139ZM138 228V229H139ZM142 230H143V228H142ZM139 231V230H138ZM118 232H116V234H111V235H105V238H102L103 240H101L103 243H101V241H97V243L99 242V243H101V244H103V247H102V245L100 244V246L99 245H96L97 247H96V249L94 248V246H92V249L94 248L95 250H100L101 248L102 249H106V248H108V246H109V244H113V243H115V242H117L119 239L118 238H120V237H118V234H120V233H118ZM121 239V238H120ZM96 240H98V239H96ZM95 241V240H94ZM92 244V243H91ZM106 245V246H105ZM108 245V246H107ZM86 246H87V244H86ZM85 246V247H86ZM106 248H105V247ZM88 248L90 247L89 246V243H88V246H87ZM100 248V249H99ZM86 249V248H85ZM93 249V250H94ZM101 249V250H102ZM87 250V249H86ZM83 251V250H82ZM105 250H102V252H104ZM88 252H89V250H88ZM94 251H91V253H93ZM95 252H97V251H95ZM100 252V251H99ZM83 253H84V251H83ZM89 255H88V257L90 256V252L88 253ZM85 255H86V253H85ZM84 254H83V256H85ZM87 257V258H88ZM72 258V257H71ZM77 258V257H76ZM82 258V257H81ZM82 259H85L84 257L82 258ZM71 260V259H70ZM44 263L46 264V262L44 261ZM44 263H42V264H44Z\"/></svg>",
  "mask_w": 264,
  "mask_h": 264
}]
</instances>
